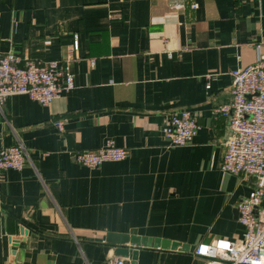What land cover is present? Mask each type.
<instances>
[{"label":"crops","instance_id":"0c3cea01","mask_svg":"<svg viewBox=\"0 0 264 264\" xmlns=\"http://www.w3.org/2000/svg\"><path fill=\"white\" fill-rule=\"evenodd\" d=\"M76 41L74 90L0 108V150L29 154L22 171H0V264H209L195 248L242 240L238 205L254 190L253 177L221 171L229 122L216 110L232 72L258 59L264 0H0V56L60 62ZM182 110L201 128L173 147L165 129ZM108 142L129 157L74 160ZM132 232L147 244L135 261L105 242Z\"/></svg>","mask_w":264,"mask_h":264},{"label":"built area","instance_id":"2783aa9c","mask_svg":"<svg viewBox=\"0 0 264 264\" xmlns=\"http://www.w3.org/2000/svg\"><path fill=\"white\" fill-rule=\"evenodd\" d=\"M197 7L196 4L191 6ZM173 8L183 10L185 6L177 2ZM257 48L255 63L232 72L230 102L216 110L229 122L221 171L255 179L253 192L238 205L244 236L236 242L220 238L196 247L193 254L208 260L209 264H264V42ZM78 50L76 41L67 59L49 63L25 60L12 53L0 56V108L11 97L19 95L47 107L63 92L74 90V74L69 62ZM55 128L59 134L64 133V122H55ZM200 128L194 113L182 110L170 119L165 136L170 146L185 147L192 143ZM73 157L80 166L94 169L105 163L126 160L129 150L108 142L101 149L80 151ZM28 162V151L21 144L0 150L1 172L22 171ZM112 264L126 263L122 258H115Z\"/></svg>","mask_w":264,"mask_h":264},{"label":"water","instance_id":"95a60500","mask_svg":"<svg viewBox=\"0 0 264 264\" xmlns=\"http://www.w3.org/2000/svg\"><path fill=\"white\" fill-rule=\"evenodd\" d=\"M105 242L109 245V246H113L116 248V254L119 256H123V257H131V259L133 261H135L137 259V249L134 248H139L142 246H146V241L145 240H140L139 238H137L135 236V233L132 232L129 235H114V234H109L106 238H105ZM130 244L131 247H128L126 245ZM155 245L158 246L159 243L155 242ZM163 247L165 248H171V249H178L181 248L182 250H189V248L187 246H182L179 244H170V246H168V243H163L162 244ZM107 249H110L109 247ZM134 264V263H133Z\"/></svg>","mask_w":264,"mask_h":264}]
</instances>
